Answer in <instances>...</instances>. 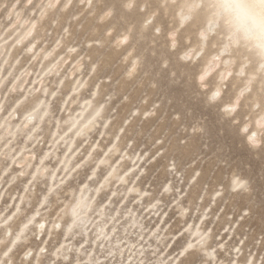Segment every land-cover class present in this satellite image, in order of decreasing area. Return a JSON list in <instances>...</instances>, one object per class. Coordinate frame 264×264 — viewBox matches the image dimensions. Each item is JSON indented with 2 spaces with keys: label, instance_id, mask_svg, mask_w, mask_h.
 Listing matches in <instances>:
<instances>
[{
  "label": "clouds",
  "instance_id": "1",
  "mask_svg": "<svg viewBox=\"0 0 264 264\" xmlns=\"http://www.w3.org/2000/svg\"><path fill=\"white\" fill-rule=\"evenodd\" d=\"M41 6L49 9L50 27L67 23L73 32L80 29L82 38L75 43L91 42L93 63L109 81L81 121L104 109L90 125V135H99L107 124L106 135L131 130L152 144L160 142L161 195L172 196L176 225L199 210L191 190L197 197L206 192L238 204L247 220L257 222L251 239L259 238L264 251V0H49L46 5L42 0ZM174 90L182 93L180 101L171 95ZM90 98L91 90L81 102ZM150 109L153 116L141 122ZM132 112L140 116L125 128ZM225 140L243 150L247 160H234ZM59 192L61 214L55 219L16 226L0 218V264H165L143 230L113 224L105 231L115 217L109 212L96 220V209L89 213L87 202L80 205L79 184L70 182ZM161 203L151 210L159 211ZM49 226L53 232L70 227V239L90 237L103 259L85 260L69 244L40 247ZM154 238L161 239L158 233ZM211 239L191 248L179 264H210ZM186 246L178 244L181 251ZM256 259L264 264L259 255Z\"/></svg>",
  "mask_w": 264,
  "mask_h": 264
},
{
  "label": "rangeland",
  "instance_id": "2",
  "mask_svg": "<svg viewBox=\"0 0 264 264\" xmlns=\"http://www.w3.org/2000/svg\"><path fill=\"white\" fill-rule=\"evenodd\" d=\"M48 2L43 0L45 5ZM41 5L42 0H0V218L7 217L16 226L55 219L61 214L56 207L59 190L71 182L79 184L83 194L80 205L87 202L89 213L97 210L96 220L109 212L115 217L105 231H111L113 224L133 232L143 230L145 239L153 237L152 248L165 264H179L186 252L203 245L208 236L212 237L206 252L210 264H260L256 257L264 259V251L259 238L251 239L257 222L247 220L238 204L206 192L197 197L191 190L199 210L186 224L176 225L172 196L161 195L164 149L160 142L152 144L131 130L106 135L107 124L93 138L90 125L103 108L81 125L109 81L101 78L93 63L91 42L75 43L82 38L80 29L73 32L67 23L59 29L50 27L46 23L49 9ZM89 90L91 98L81 102ZM171 95L182 99L179 90ZM119 108H112V113ZM154 111L142 116L132 112L125 128L137 116L141 122L148 121ZM225 143L234 160H247L243 150ZM183 191L190 189L184 186ZM157 201L162 202L160 210H151ZM71 235L70 227L53 232L49 226L40 247L51 250L69 244L79 248L85 260L89 256L103 259L97 242L90 237L70 239ZM183 243L187 246L181 251L178 244Z\"/></svg>",
  "mask_w": 264,
  "mask_h": 264
},
{
  "label": "bare ground",
  "instance_id": "3",
  "mask_svg": "<svg viewBox=\"0 0 264 264\" xmlns=\"http://www.w3.org/2000/svg\"><path fill=\"white\" fill-rule=\"evenodd\" d=\"M36 114H37V113H36ZM36 114H35V115H36Z\"/></svg>",
  "mask_w": 264,
  "mask_h": 264
}]
</instances>
